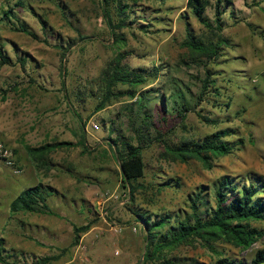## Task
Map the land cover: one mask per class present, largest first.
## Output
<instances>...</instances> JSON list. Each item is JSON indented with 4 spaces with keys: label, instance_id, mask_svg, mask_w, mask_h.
I'll list each match as a JSON object with an SVG mask.
<instances>
[{
    "label": "rangeland",
    "instance_id": "rangeland-1",
    "mask_svg": "<svg viewBox=\"0 0 264 264\" xmlns=\"http://www.w3.org/2000/svg\"><path fill=\"white\" fill-rule=\"evenodd\" d=\"M187 1L123 0L132 13L121 31L126 41L119 44L101 0L0 3V44L12 59V64L0 63V143L13 151L10 159L0 157V237L8 253L15 255L10 260L214 263L216 251L199 241L146 259V230L136 213L148 211L155 219L166 213L186 216L192 211L190 198L204 189L200 211L206 215L216 206L215 187L221 177L245 181L250 173L264 175V0H232L224 13L223 35L229 45L218 62L210 63L222 88L215 103L222 108L206 101L197 104L204 67L187 56L183 41L188 28L197 35L208 31ZM212 2L207 14L213 19ZM10 7L11 19L5 15ZM112 11L118 21L121 16L114 5ZM21 22L37 37L16 30ZM118 51H129L125 61L144 74L156 67L159 74L137 86L133 99L124 95L96 110L102 98V71ZM21 57H26L24 65ZM230 99V107H225ZM182 102L193 108L185 121L173 109ZM202 107L219 122H204L194 111ZM225 127L237 130L229 139L244 138V143L213 158L211 167L197 159L174 161L166 154L162 139L179 145L184 138L201 139ZM139 134L146 166L131 198L132 188L123 181L112 143L119 137L137 143ZM64 140L76 144L51 151L49 168L36 165L27 151V146ZM38 183L57 189L47 200L55 214L12 212L11 201ZM88 221H93L92 228L73 245L74 225ZM252 224L264 230V221ZM262 247L264 236L248 249L216 243L218 251L249 261Z\"/></svg>",
    "mask_w": 264,
    "mask_h": 264
},
{
    "label": "trees",
    "instance_id": "trees-1",
    "mask_svg": "<svg viewBox=\"0 0 264 264\" xmlns=\"http://www.w3.org/2000/svg\"><path fill=\"white\" fill-rule=\"evenodd\" d=\"M101 1L115 42L119 44L126 41V37L121 31L126 27L127 20L132 13V6L124 3L123 0ZM231 3L232 0H215V17L212 19L207 14L208 8L213 6L212 0L187 1L188 7L191 8L193 14L208 31L205 34L197 35L188 28L183 41V47L187 49V56L204 67V77L200 79L201 90L198 96L199 103L197 102V104L206 101L218 108L223 106L221 103H215L220 100L222 88L218 84L217 76L210 63L218 62L223 55L224 46L229 45V39L223 35L226 26L223 16ZM113 5L121 16L118 21L113 15ZM13 13V7L5 10V15L9 19L12 18ZM122 15L124 16L122 17ZM15 29L37 37L36 33L24 22H21ZM82 38L86 37L82 36ZM129 55V51H118L102 71V98L96 110L105 108L114 99L124 95H128L133 99L137 94V86L145 84L149 76L159 74L158 67L150 74H144L142 68L134 67L125 61ZM63 57H65V54ZM20 61L24 65L26 57H21ZM0 63L12 64V59L2 50L1 44ZM119 85H128L130 89H119ZM142 97L143 94H141L143 102ZM182 103L179 109L175 107L173 109H176L178 116L185 121L188 112L193 108L188 103ZM230 104L231 99L224 105L230 107ZM203 110L204 107L199 110L194 109L204 122H219V119L204 114ZM84 125L85 122H83ZM158 134H161V132H158ZM236 134L237 130L235 128L225 127L207 134L201 139L184 138L179 145L171 144L164 139L162 141L165 145L166 154H169L172 160L186 163L190 159H197L205 166L211 167L213 158L228 155L244 143V138H240L238 141L229 139ZM139 136L137 143L126 139L121 140L120 137L113 139L112 143L120 162L123 181L132 188L131 198H134L135 190L138 187L135 182H138L145 174L144 147L141 142L143 137L141 134ZM78 143L83 144L82 141ZM75 144L73 141H57L36 147L27 146V151L36 162V165L49 168L52 165L48 157L51 151ZM177 183L179 184V182ZM164 187L165 185L160 186L159 190H163ZM56 192L57 189L50 185H44V183L27 187L11 201L10 209L14 213L28 211L55 214L47 200L50 195ZM203 192L204 189L190 198L192 211L186 216L166 213L155 219L148 211L136 213L138 220L143 223L146 230L145 258L154 259L167 249H175L181 245H190L199 241L206 246H210L218 254L213 264H264V247L258 249L250 261L244 258L231 257L216 248V243L222 241L236 247L248 249L264 236V230L252 224L254 220L264 221V175L250 173L245 181L229 175L221 177L215 187L216 206L206 215H202L200 211V204L203 203ZM92 226L93 221H88L82 225H74L75 237L72 244L76 245L82 234L88 232ZM5 242V238L0 237V262L3 264H21L16 260L9 259L15 257V255L8 253ZM48 259L50 257L46 258L45 261Z\"/></svg>",
    "mask_w": 264,
    "mask_h": 264
},
{
    "label": "built area",
    "instance_id": "built-area-1",
    "mask_svg": "<svg viewBox=\"0 0 264 264\" xmlns=\"http://www.w3.org/2000/svg\"><path fill=\"white\" fill-rule=\"evenodd\" d=\"M13 0H0V3L4 2H11ZM94 128L99 129V125L96 123H93ZM12 149L9 147H6L4 144L0 143V157H5L10 159L12 157ZM13 161H9V163H12Z\"/></svg>",
    "mask_w": 264,
    "mask_h": 264
}]
</instances>
